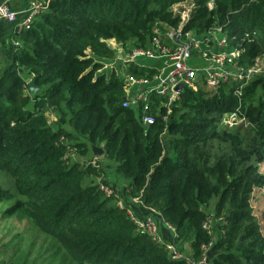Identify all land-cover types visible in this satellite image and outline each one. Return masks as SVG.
Segmentation results:
<instances>
[{"label": "trees", "instance_id": "trees-1", "mask_svg": "<svg viewBox=\"0 0 264 264\" xmlns=\"http://www.w3.org/2000/svg\"><path fill=\"white\" fill-rule=\"evenodd\" d=\"M183 1L48 0L29 29L12 32L18 44L0 71V203H8L4 216L26 218L69 264H190L170 259L102 193L93 145L114 162L123 194L157 211L175 228L177 244L189 240L192 258L211 240L202 224L212 212L218 236L207 264H264V235L250 203L264 185V71L238 98L229 84L214 93L183 87L169 113L167 97L154 94L149 124L141 105H122L124 78L99 72V58L115 52L109 40L146 46L154 26L178 25L172 6ZM189 1L185 29L222 26L227 49H238L246 68L264 58V0H212L211 8L210 0ZM152 69L131 64L127 72ZM31 79L40 86L34 93L27 91ZM232 109L244 121L228 127L224 113ZM48 111L58 115L57 127ZM3 172L12 188L3 186Z\"/></svg>", "mask_w": 264, "mask_h": 264}, {"label": "built area", "instance_id": "built-area-1", "mask_svg": "<svg viewBox=\"0 0 264 264\" xmlns=\"http://www.w3.org/2000/svg\"><path fill=\"white\" fill-rule=\"evenodd\" d=\"M1 1V0H0ZM48 0H29L23 16L18 20L19 12L11 8L5 2H0V22L14 23L13 31L29 29L37 15L47 7ZM179 4V3H177ZM172 6L173 12L179 16V23L176 27L160 28L153 27L152 36L146 46H132L124 48L121 42L115 41L114 46L120 49V59L123 64L130 66H146L138 62V57H146L154 63L150 66L154 70L150 75L136 76L129 73L125 78V97L123 106L142 107V121L145 124L154 121L152 108V95L158 94L167 97L163 102L166 112L171 110V104L179 97V92L183 87H201L210 93L217 92L221 85H232L233 95L237 98L242 93V88L250 77L257 71H264V58L257 57L250 67H244L237 63L239 50L236 48L227 49L228 39L223 33L222 26H211L198 34L195 30L185 29L192 9V2L178 7ZM212 7V0L208 3ZM175 35H178L175 38ZM18 44V42H15ZM192 61H194L192 63ZM262 65L261 67L259 65ZM181 85V90H177V85ZM127 88L130 89L126 94ZM160 110L157 107L156 113ZM224 123L228 127H234L244 121L243 115L236 109L227 112ZM63 142L67 139L61 137ZM71 151L66 154L70 156ZM95 156L91 163H95ZM99 189L105 196L115 198L117 206L123 208L129 219L136 225L141 233H145L156 244L163 246L170 259L185 258L190 264H207L210 249L215 241L214 227L216 219L210 212L202 224V228L211 236V240L203 243L200 247L198 258L184 257L179 252V247L175 242V228L165 222L160 214L152 208H147L143 216L138 215L134 208L130 206L121 196V191L113 183H98ZM134 201L138 197H132ZM221 219V218H219ZM171 233V239L166 240L161 231L160 222Z\"/></svg>", "mask_w": 264, "mask_h": 264}, {"label": "rangeland", "instance_id": "rangeland-1", "mask_svg": "<svg viewBox=\"0 0 264 264\" xmlns=\"http://www.w3.org/2000/svg\"><path fill=\"white\" fill-rule=\"evenodd\" d=\"M17 1L19 0H1L0 2H5L9 4L11 8L18 11L19 20L21 18V14L23 15V10L26 9L29 2L25 3L23 0V3L18 4ZM190 2L191 1L186 0L180 2L177 5L180 7L187 5ZM1 25L2 24H0V71L8 63L11 56L13 43L15 42L11 35L16 26L14 23H5L4 25ZM113 41L114 40H109L108 43L116 51V47L114 46L115 42ZM129 45L132 47V44L129 43ZM114 56L115 52L114 55L109 58H99L100 61L109 65L104 73H108L109 75L110 71L114 69L113 72L125 80L126 76L129 75L127 72L128 66L125 68L119 61L115 60ZM137 60L146 66H150L154 63L151 59L146 57H138ZM259 66L261 67L262 65L260 64ZM258 72L259 71L256 73ZM226 114L228 113L225 112L224 115ZM47 120L48 123L53 127H57L59 125V122H57L58 115L55 113V111L47 112ZM69 154L72 157H75V159H84L76 152L75 154ZM88 156L90 155L88 154ZM85 159L88 158L86 157ZM98 163L104 171L102 175L94 177V181L97 184L101 182L115 183V185H117L118 189L121 191V196L124 201L132 206L138 215H144L145 211H148L146 209L149 207L144 205L139 198L138 200L134 201L132 197L127 195L125 196L123 194L124 185L126 184L123 178L115 173L114 162L104 156H101V158L98 160ZM260 173L264 175V161L260 164ZM2 177L4 178L3 186L12 188L11 178L4 172L2 173ZM90 179L92 178H86L85 182H88ZM250 203L264 235V185L254 188ZM7 205L8 203L6 202L0 203V264H69L67 260L63 258V256L53 255L55 247L53 244H51L50 238L35 230V228L29 224L26 218H22L18 214L4 216L3 211ZM212 205L213 202H211V205L209 206L210 209H212ZM159 222L161 227L164 223L162 221ZM214 230L215 238L218 236V230L215 228ZM169 236L170 233L169 235L166 234L167 240L170 239ZM177 245L182 256L191 257L189 240L182 241L180 245Z\"/></svg>", "mask_w": 264, "mask_h": 264}, {"label": "water", "instance_id": "water-1", "mask_svg": "<svg viewBox=\"0 0 264 264\" xmlns=\"http://www.w3.org/2000/svg\"><path fill=\"white\" fill-rule=\"evenodd\" d=\"M178 35H175V38H177ZM27 90L30 92V93H34L35 91H37L40 86L36 85L35 82H34V79H31L27 82ZM177 90H181V85H177L176 87ZM92 151L94 153V155L96 156H100L103 154V149L99 146H95L93 145L92 146Z\"/></svg>", "mask_w": 264, "mask_h": 264}, {"label": "crops", "instance_id": "crops-1", "mask_svg": "<svg viewBox=\"0 0 264 264\" xmlns=\"http://www.w3.org/2000/svg\"><path fill=\"white\" fill-rule=\"evenodd\" d=\"M25 1V0H24ZM17 3L18 4H21V3H23V0H19V1H17ZM25 3H26V1H25ZM24 3V4H25ZM23 4V5H24ZM20 16V15H19ZM23 15L21 14V17H22ZM5 23H7V22H2V23H0V24H2V25H4ZM1 25V26H2ZM111 40H113V39H111ZM113 42H115V40L113 41ZM114 58H115V60H117V61H119L125 68L127 67L126 65H124L123 63H122V61H121V59H120V49L119 48H116V51H115V56H114ZM102 62V61H101ZM103 63V66L99 69V72L101 73H103L106 69H107V67L109 66L108 64H105V62H102ZM112 68H114V67H112ZM114 69H112L111 71H110V73L113 71ZM109 73V74H110ZM106 74H108V73H106ZM129 91H130V89L129 88H127V90H126V94L127 93H129ZM96 156V155H95ZM98 157V156H97ZM99 157H101V156H99ZM163 232L165 233V234H169L165 229H163ZM171 234V233H170Z\"/></svg>", "mask_w": 264, "mask_h": 264}]
</instances>
